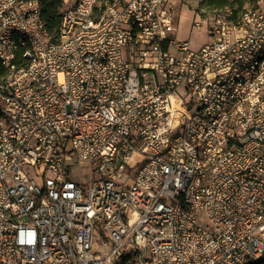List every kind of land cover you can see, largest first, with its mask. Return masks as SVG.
Here are the masks:
<instances>
[{"label": "built area", "instance_id": "2783aa9c", "mask_svg": "<svg viewBox=\"0 0 264 264\" xmlns=\"http://www.w3.org/2000/svg\"><path fill=\"white\" fill-rule=\"evenodd\" d=\"M175 15L0 0V264H264V0L197 49Z\"/></svg>", "mask_w": 264, "mask_h": 264}, {"label": "rangeland", "instance_id": "374dc122", "mask_svg": "<svg viewBox=\"0 0 264 264\" xmlns=\"http://www.w3.org/2000/svg\"><path fill=\"white\" fill-rule=\"evenodd\" d=\"M256 1L227 0V3L220 7L208 0H169L176 12L174 36L180 40H188L190 48L197 49L208 41V28L214 22L226 18H236L242 10L255 5ZM174 102L178 103L177 97L174 98ZM91 171L92 165L87 160L79 163L73 161L70 167V176L79 183H85L89 181ZM197 215L198 222L204 225L205 213L200 211ZM93 250L101 253L107 251L106 248H100L97 237H95Z\"/></svg>", "mask_w": 264, "mask_h": 264}, {"label": "trees", "instance_id": "16d2710c", "mask_svg": "<svg viewBox=\"0 0 264 264\" xmlns=\"http://www.w3.org/2000/svg\"><path fill=\"white\" fill-rule=\"evenodd\" d=\"M217 6H224L227 0H208ZM41 17L47 25L49 31H54L58 27L60 20V0H40ZM234 17V16H232ZM4 68L0 65V75L4 73Z\"/></svg>", "mask_w": 264, "mask_h": 264}]
</instances>
